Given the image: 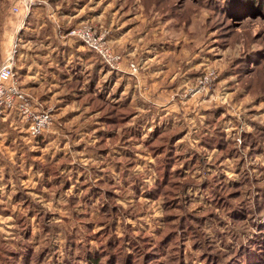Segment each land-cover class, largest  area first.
Masks as SVG:
<instances>
[{
  "label": "rangeland",
  "instance_id": "1",
  "mask_svg": "<svg viewBox=\"0 0 264 264\" xmlns=\"http://www.w3.org/2000/svg\"><path fill=\"white\" fill-rule=\"evenodd\" d=\"M18 1L0 0V63L17 45L19 86L49 124L0 118V264H132L139 238L158 249L167 235L161 264H238L247 246L264 264V14L36 0L27 16ZM82 29L120 62L70 35ZM165 159L174 186L154 192Z\"/></svg>",
  "mask_w": 264,
  "mask_h": 264
},
{
  "label": "built area",
  "instance_id": "2",
  "mask_svg": "<svg viewBox=\"0 0 264 264\" xmlns=\"http://www.w3.org/2000/svg\"><path fill=\"white\" fill-rule=\"evenodd\" d=\"M34 5H36V0H19L14 12L28 16ZM70 35L100 54L101 58L109 65L113 66V64L120 62L121 58L117 54H113L110 48L105 47V43L101 39H97V36L91 31L82 29L73 31ZM16 48L17 45L12 53L0 63V118H3L6 113L17 109L20 115L22 114L26 119L32 120L31 130L33 134H36L49 124V119L46 115H36L33 112L30 96L23 92L19 86L15 70ZM133 70H136V68L133 67Z\"/></svg>",
  "mask_w": 264,
  "mask_h": 264
},
{
  "label": "trees",
  "instance_id": "3",
  "mask_svg": "<svg viewBox=\"0 0 264 264\" xmlns=\"http://www.w3.org/2000/svg\"><path fill=\"white\" fill-rule=\"evenodd\" d=\"M223 7H224V12H226L227 14L233 16L234 18H240V17H242L244 15H249V14L254 15L257 12L264 14V0H224ZM43 33H44V31H43ZM76 52L77 51L75 49L66 50L65 56L67 54H69V55L75 54ZM88 55H89V53L85 52L83 55H81L82 59H86L88 61V59H87ZM59 60H61L62 63H64V59L60 58ZM79 69H81L80 65H79ZM108 106H111V105L108 103ZM112 107H114V106H112ZM114 112H115V109L114 110H110L107 114H112ZM111 118L114 119L115 117L111 116ZM164 139H166V136H162L159 139V143L158 144H160ZM220 139L221 138H219V140ZM155 145H157V144H155ZM155 145H152L151 147L155 148ZM159 147H161V146H159ZM159 147H157L154 151H156ZM172 164H173L172 159H170V160H166L165 159V161L160 163L159 169L157 170V173H158V179L156 180L157 184H156V187L152 191L161 192L162 193L163 192L162 189L167 190L168 188L174 186V184L172 183L174 181V180L172 181V171H171ZM108 217H110V216L108 215ZM188 223L189 224H193L194 222L192 221L191 218H189V219L188 218H185V219L183 218L182 226H184L186 228ZM195 224H196V222H195ZM199 232H201V231L200 230H197V231L194 230V234H196L195 236H196L197 240L199 238H201V237L197 238ZM167 236H165L162 239V241L158 244V249L157 248L149 249L147 247L149 244L145 243V241H142L139 238L138 239L139 240V244L138 243H136V244L133 243L130 246V248L133 250L132 254H134V258L131 260L130 259L132 257V255H131L129 257V259L126 260V262L130 261V263L134 264L133 262L138 260L139 264H161V262H159L158 256H161L165 252V248H166V245H167V242H168V241L165 242V240H167V238H168ZM253 244L257 245L256 243H253ZM200 247L204 248V246H200ZM256 247L257 248H254V249L252 248V246H247L245 248H243V247L240 248L238 250V258L241 261L238 264H258L257 261L259 260L258 259V257H259V249H258V246H256ZM135 253H136V255H135ZM247 253H248V255H247ZM246 255H247V257H244ZM90 258H91V264H103L104 260H106L105 256H104V258H102L101 256H90ZM106 264H111V261L109 260V262H107ZM114 264H115V262H114ZM231 264H237V263H234V262L232 263L231 262Z\"/></svg>",
  "mask_w": 264,
  "mask_h": 264
},
{
  "label": "crops",
  "instance_id": "4",
  "mask_svg": "<svg viewBox=\"0 0 264 264\" xmlns=\"http://www.w3.org/2000/svg\"><path fill=\"white\" fill-rule=\"evenodd\" d=\"M46 36H47V34H45ZM47 37H49V35L47 36ZM47 41H50V45H48V44H46V42H43V44H45L46 46L48 45V46H56L57 47V44H55L53 41H52V39L51 38H48L47 39ZM57 49H52L51 48V50L49 51V53H48V55L45 57V59L47 60V59H52V56L53 55H59V53H57V52H55ZM50 59V60H51ZM40 60H42V59H40ZM26 63L28 62V60H27V58H25V60H24ZM35 61H37L38 63H36L35 64V66H40V68H43V67H45L44 66V60H42V61H38L37 59H35ZM28 64V63H27ZM52 64H53V62H52ZM19 76V75H18Z\"/></svg>",
  "mask_w": 264,
  "mask_h": 264
}]
</instances>
